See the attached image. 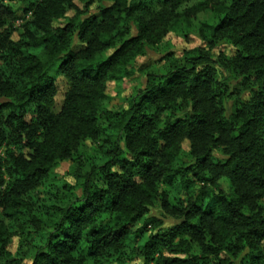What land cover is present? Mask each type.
Instances as JSON below:
<instances>
[{"label": "clouds", "instance_id": "clouds-1", "mask_svg": "<svg viewBox=\"0 0 264 264\" xmlns=\"http://www.w3.org/2000/svg\"><path fill=\"white\" fill-rule=\"evenodd\" d=\"M142 2L139 24L125 21L139 43L97 67L100 45L73 31L71 55L54 56L49 41L33 62L37 81L28 49L76 11L67 0H0V106L11 102L0 107V264L59 249L64 223L76 226L82 264L88 232L122 223V239L98 242L112 264H264V0Z\"/></svg>", "mask_w": 264, "mask_h": 264}, {"label": "trees", "instance_id": "trees-1", "mask_svg": "<svg viewBox=\"0 0 264 264\" xmlns=\"http://www.w3.org/2000/svg\"><path fill=\"white\" fill-rule=\"evenodd\" d=\"M69 10H75L76 16L69 17L67 23L64 25L63 29H58L59 35L55 38L53 37H44L41 41L42 47L33 46L28 49L27 57L31 58L30 60H26L25 63V71H31L32 69H39V71L33 72L32 74L36 76L37 81H39V77L42 69L40 68L39 63H33L34 61L38 62L42 52L47 51L48 42L51 41V48L54 50L52 53L54 56L58 52H62L64 56L71 55V49L67 47L68 41L71 40V34L73 31L78 30V35H80L81 39L85 37H90L91 39L98 42L100 45L99 50L93 54V59L96 62L97 67L102 64H108L110 60L113 59L117 53L121 52V49H126L130 40L137 39V43L143 39V34L139 38L131 37L128 35L132 29L125 23V21L131 22L136 20L137 24H139V18L136 16V13L141 11L143 8H146V5H143L141 0L140 3L134 4L131 9H124L117 7L116 4H113L110 8H105L101 6V0H67ZM83 4V8L79 7V4ZM96 4L97 9H93L92 5ZM226 7V6H225ZM10 11V10H9ZM113 16H118V19L114 22L112 26L108 24V21L112 19ZM82 17V18H81ZM228 18L227 13L220 17L221 23ZM118 29H123L120 31ZM60 36H64V40H60ZM116 48V52H112L111 55L104 57V53L110 51L112 48ZM127 52L122 53V56L127 55ZM169 55V54H166ZM122 58V57H121ZM142 59V58H141ZM114 67L120 68L119 59L116 61ZM7 83V81H5ZM25 85L22 83L20 85V90H24ZM40 87V84L37 82L36 84L28 83L27 84V92L25 95L31 96V93L35 88ZM151 91V89H149ZM142 99V98H141ZM139 103V101H137ZM11 104L9 102L6 105L0 107H7ZM9 116H14V113H9ZM135 116V113H133ZM132 117H129L128 122H131ZM126 126V125H125ZM36 172H47V169H39L35 170ZM35 175V172L32 173ZM67 188V185L63 186ZM206 203H211L210 201H206ZM43 207L47 208H55L56 205L51 201L47 205ZM77 207H83V205H77ZM113 209L115 210V205H113ZM13 212L11 209L6 211V216L11 218ZM64 217L67 216V212H64ZM48 213H45V218H47ZM118 219L120 217H117ZM135 219V218H133ZM63 221V217L61 220H57V223H61ZM131 223V220L128 221ZM69 228L72 230L69 231ZM76 226L71 223L63 224V231L66 233L63 240L57 239L55 243L61 245L59 249L52 247L48 252H39L37 253L36 258L33 261V264H82L79 260V257L76 255L75 250L79 243V240L72 241L69 237L77 236V232L75 231ZM127 228V223H122L119 228H114L112 232L103 233L100 228L91 229L87 238L91 243H89V253L88 259L91 264H112L111 254H105L104 249L108 247V245H99L98 242L103 240L106 235L117 236V242L119 239H122V236H119V233H122L123 230ZM95 232L96 235L93 236L92 233ZM126 235V234H125ZM53 243L52 240L45 241L42 245L43 247H48L49 244ZM150 241L144 243V247H148ZM63 245H67L65 248ZM93 245H96L93 247ZM179 260V257H174L172 260V264ZM259 258L254 257L251 264H258ZM165 264H169L168 260H165ZM180 264H185V262L181 261Z\"/></svg>", "mask_w": 264, "mask_h": 264}, {"label": "rangeland", "instance_id": "rangeland-1", "mask_svg": "<svg viewBox=\"0 0 264 264\" xmlns=\"http://www.w3.org/2000/svg\"><path fill=\"white\" fill-rule=\"evenodd\" d=\"M149 55H151V53H149ZM143 59V58H142ZM111 86H114V85H111Z\"/></svg>", "mask_w": 264, "mask_h": 264}]
</instances>
